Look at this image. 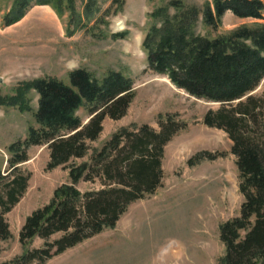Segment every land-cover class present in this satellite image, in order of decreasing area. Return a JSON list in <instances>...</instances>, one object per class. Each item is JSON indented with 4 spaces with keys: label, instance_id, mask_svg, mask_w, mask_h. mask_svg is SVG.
Segmentation results:
<instances>
[{
    "label": "trees",
    "instance_id": "trees-1",
    "mask_svg": "<svg viewBox=\"0 0 264 264\" xmlns=\"http://www.w3.org/2000/svg\"><path fill=\"white\" fill-rule=\"evenodd\" d=\"M98 1L80 0L78 12L76 0H14L3 23H14L32 5H49L58 16L68 12L73 29L67 32L72 33L91 21L107 25L105 17L120 11L124 4V0H111L101 10ZM225 11L264 21V0H211L201 8L170 0L148 13L151 21L141 46L150 70L167 76L191 96L219 104L208 109L202 121L229 138L243 197L238 214L218 227L224 245L222 262L264 264V91L252 93L264 77V22L241 24L215 36L196 32L200 14L204 25L217 29ZM67 75L68 84L53 77H37L18 83L12 95H0V105L16 106L20 111L30 109L27 94L31 89L38 96L33 111L37 127H29L23 140L8 144L4 170L0 166V242L11 236L5 214L28 185L30 173L19 165L27 160L29 145L46 144L47 168L63 166L70 180L58 185L47 203L26 216L18 232L22 252L6 264H44L113 228L131 202L161 185L164 145L184 127L166 115L158 120L157 130L148 124L134 130L121 128L94 149L88 161L76 163L75 159L87 154L89 142L99 136L103 119L123 116L134 93L131 80L118 71L108 70L96 77L79 67ZM80 108L88 113L85 122L76 113ZM215 157L203 150L188 163ZM95 179L100 183L97 189L82 192L76 187L80 180ZM36 238L43 241L40 247L32 245Z\"/></svg>",
    "mask_w": 264,
    "mask_h": 264
},
{
    "label": "rangeland",
    "instance_id": "rangeland-1",
    "mask_svg": "<svg viewBox=\"0 0 264 264\" xmlns=\"http://www.w3.org/2000/svg\"><path fill=\"white\" fill-rule=\"evenodd\" d=\"M111 0H99L101 10ZM170 0H124L122 9L105 19L107 25L89 22L72 33L68 12L61 16L49 5H32L12 24L3 23V15L14 0H0V95H12L16 85L37 77H53L69 83L68 72L85 68L96 77L108 70L118 71L132 83L133 98L123 116H106L99 136L89 142V150L76 163L88 161L121 128L134 130L143 124L158 129V120L172 115L184 124L164 145L161 159V185L151 194L131 202L113 228L85 239L44 264H224V245L219 239V224L238 214L243 197L238 189L235 157L231 142L221 129L208 127L202 117L219 104L189 95L173 85L167 76L147 67L142 40L151 21L148 13ZM201 8L211 0H182ZM76 9L81 12L80 0ZM169 11L173 9L170 7ZM264 22L239 18L225 11L217 29L204 25L201 14L196 32L215 36L241 24ZM94 25L93 29H90ZM103 33H100V32ZM123 33V36L118 34ZM264 91V77L252 91ZM29 110L0 105V166L4 170L7 146L23 140L29 127H37L33 111L38 96L27 94ZM77 115L85 122L84 108ZM216 154L192 164L188 159L199 151ZM27 160L19 166L30 173L27 188L18 202L5 214L11 236L0 242V264H6L22 252L18 232L27 215L44 205L53 190L69 183L67 169L47 168L46 144L29 145ZM76 187L84 192L97 189L100 183L80 180ZM42 240L36 238L34 247Z\"/></svg>",
    "mask_w": 264,
    "mask_h": 264
}]
</instances>
